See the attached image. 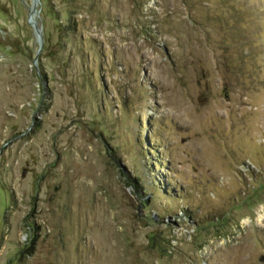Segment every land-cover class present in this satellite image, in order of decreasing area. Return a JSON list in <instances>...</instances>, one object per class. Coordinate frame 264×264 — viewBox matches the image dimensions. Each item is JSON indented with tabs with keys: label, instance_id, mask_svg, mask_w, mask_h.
I'll return each instance as SVG.
<instances>
[{
	"label": "rangeland",
	"instance_id": "1",
	"mask_svg": "<svg viewBox=\"0 0 264 264\" xmlns=\"http://www.w3.org/2000/svg\"><path fill=\"white\" fill-rule=\"evenodd\" d=\"M31 4L0 0V264H264V0Z\"/></svg>",
	"mask_w": 264,
	"mask_h": 264
},
{
	"label": "water",
	"instance_id": "2",
	"mask_svg": "<svg viewBox=\"0 0 264 264\" xmlns=\"http://www.w3.org/2000/svg\"><path fill=\"white\" fill-rule=\"evenodd\" d=\"M37 2H38V0H32V4H31L30 9H34L35 6L37 5ZM29 15H30V14H29ZM29 17H30V16H29ZM36 19H37V15H36V13H35V22H36ZM28 23L31 24V22H30V18H29V20H28ZM31 26H32V25H31ZM32 27H33L34 30H35V27H34V26H32ZM35 32H36L37 37H38V40H39V49H40V48H41L40 33H39L38 30H35Z\"/></svg>",
	"mask_w": 264,
	"mask_h": 264
}]
</instances>
